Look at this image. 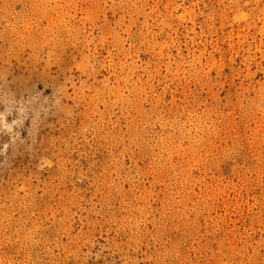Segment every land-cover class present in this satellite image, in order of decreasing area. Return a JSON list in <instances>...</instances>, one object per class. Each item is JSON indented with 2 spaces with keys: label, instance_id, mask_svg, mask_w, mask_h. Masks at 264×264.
Returning a JSON list of instances; mask_svg holds the SVG:
<instances>
[{
  "label": "rangeland",
  "instance_id": "1",
  "mask_svg": "<svg viewBox=\"0 0 264 264\" xmlns=\"http://www.w3.org/2000/svg\"><path fill=\"white\" fill-rule=\"evenodd\" d=\"M0 264H264V0H0Z\"/></svg>",
  "mask_w": 264,
  "mask_h": 264
}]
</instances>
